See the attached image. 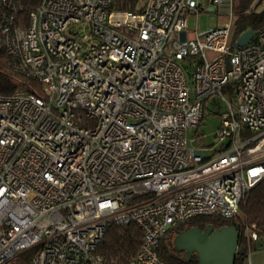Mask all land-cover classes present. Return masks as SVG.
I'll return each instance as SVG.
<instances>
[{"label":"built area","instance_id":"1","mask_svg":"<svg viewBox=\"0 0 264 264\" xmlns=\"http://www.w3.org/2000/svg\"><path fill=\"white\" fill-rule=\"evenodd\" d=\"M24 1L0 0L5 66L30 82L0 95V264L27 250L29 264H111L98 245L129 223V264H168L158 246L178 225L239 214L264 179V28L232 37L246 0H41L17 28ZM200 12L225 20L188 30ZM211 96L227 108L215 149L188 136Z\"/></svg>","mask_w":264,"mask_h":264},{"label":"trees","instance_id":"2","mask_svg":"<svg viewBox=\"0 0 264 264\" xmlns=\"http://www.w3.org/2000/svg\"><path fill=\"white\" fill-rule=\"evenodd\" d=\"M41 0H25L24 10L18 15V23L26 25L30 11L40 4ZM143 0H114L113 7L123 10H138ZM249 0L241 3L237 12V18L234 23L233 40L249 28L259 31L264 28V9L259 13L242 15L241 10L248 5ZM5 49L0 43V95H9L14 93L18 86L27 87L30 83L21 75L12 72L5 66ZM229 88V87H228ZM246 223L255 225V231L264 240V179L257 183L248 193L246 199L240 203L239 214L234 218L223 219L217 216H196L185 223L178 225L173 231H170L159 243L158 256L168 264H198L196 255L192 254L188 258L183 251H177L172 243L176 231L186 230L193 226H198L201 230L206 226L212 225L215 228L226 225H234L239 231V240L234 264H245L247 253L252 247V243L261 241H251L242 232V227ZM172 234V235H169ZM168 238V239H167ZM142 235L136 224L128 225L112 224L108 227L105 235L98 245L99 253L106 261L111 264H129L136 256L137 250L141 244ZM34 250H27L19 254L16 258L24 255L22 264H29ZM9 264V263H7Z\"/></svg>","mask_w":264,"mask_h":264},{"label":"water","instance_id":"3","mask_svg":"<svg viewBox=\"0 0 264 264\" xmlns=\"http://www.w3.org/2000/svg\"><path fill=\"white\" fill-rule=\"evenodd\" d=\"M256 31L247 29L238 36L235 48L250 42ZM239 240V231L234 225L215 228L208 225L201 230L198 226L176 231L172 239L177 251L185 252L190 258L196 255L198 264H234Z\"/></svg>","mask_w":264,"mask_h":264},{"label":"rangeland","instance_id":"4","mask_svg":"<svg viewBox=\"0 0 264 264\" xmlns=\"http://www.w3.org/2000/svg\"><path fill=\"white\" fill-rule=\"evenodd\" d=\"M264 2H262L257 8L256 13H259L263 10ZM115 9H119L116 7ZM123 10V9H122ZM225 20V17L219 15L215 12H200L198 16L189 17L187 21V29L194 30L195 26L198 31L208 29L209 27H218ZM226 104L218 97L211 96L205 104V111L203 118L200 124L188 131V136L193 137L194 135L202 136L203 139L199 144H204L205 147L215 149L218 146V138L215 137V131L219 124L220 115L226 111ZM190 147L196 146L195 142H189ZM172 235V234H169ZM168 236V235H167ZM166 236V237H167ZM173 237V235H172ZM168 239V238H167ZM24 255H21L18 258H14L9 262V264H22V258Z\"/></svg>","mask_w":264,"mask_h":264},{"label":"crops","instance_id":"5","mask_svg":"<svg viewBox=\"0 0 264 264\" xmlns=\"http://www.w3.org/2000/svg\"><path fill=\"white\" fill-rule=\"evenodd\" d=\"M245 264H264V247L260 243H252Z\"/></svg>","mask_w":264,"mask_h":264}]
</instances>
